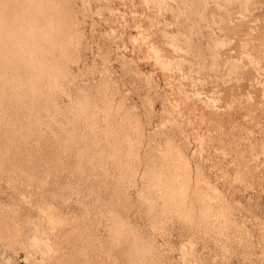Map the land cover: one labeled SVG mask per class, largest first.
I'll return each instance as SVG.
<instances>
[{"label":"rangeland","instance_id":"374dc122","mask_svg":"<svg viewBox=\"0 0 264 264\" xmlns=\"http://www.w3.org/2000/svg\"><path fill=\"white\" fill-rule=\"evenodd\" d=\"M0 17V264H264V0Z\"/></svg>","mask_w":264,"mask_h":264},{"label":"bare ground","instance_id":"6f19581e","mask_svg":"<svg viewBox=\"0 0 264 264\" xmlns=\"http://www.w3.org/2000/svg\"><path fill=\"white\" fill-rule=\"evenodd\" d=\"M1 26H2V20H1V17H0V29H1ZM1 37V36H0ZM5 39V38H4ZM19 43V42H18ZM53 47V46H52ZM21 49V48H20ZM27 50H28V48H26ZM25 49V50H26ZM27 50H26V52H27ZM29 51V50H28ZM28 53V52H27ZM31 53V52H30ZM33 53V52H32ZM29 54V53H28ZM11 56V55H10ZM41 56V55H40ZM32 59V58H31ZM29 68V67H28ZM58 68V67H57ZM34 69V68H33ZM2 75V74H1ZM4 75V74H3ZM4 78V77H3ZM2 81V80H1ZM15 87V86H14ZM48 87V86H47ZM32 91V90H31ZM49 91V90H48ZM2 93H3V91H2ZM22 103V102H21ZM83 103V102H82ZM79 107V106H78ZM172 189H171V191H170V193H169V196L170 197H175L176 196V194L177 193H175V192H173L172 190H173V188L174 187H171Z\"/></svg>","mask_w":264,"mask_h":264}]
</instances>
